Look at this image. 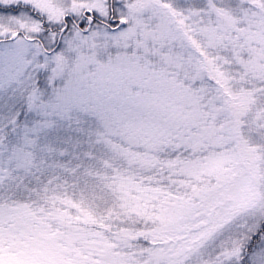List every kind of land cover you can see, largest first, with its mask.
Wrapping results in <instances>:
<instances>
[{
  "label": "snow or ice",
  "instance_id": "6c2138e0",
  "mask_svg": "<svg viewBox=\"0 0 264 264\" xmlns=\"http://www.w3.org/2000/svg\"><path fill=\"white\" fill-rule=\"evenodd\" d=\"M0 264H264V0H0Z\"/></svg>",
  "mask_w": 264,
  "mask_h": 264
}]
</instances>
